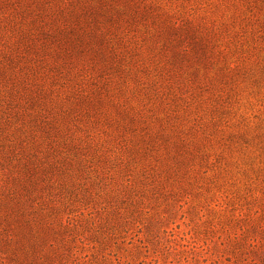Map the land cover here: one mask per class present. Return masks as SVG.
<instances>
[{
	"label": "trees",
	"instance_id": "trees-1",
	"mask_svg": "<svg viewBox=\"0 0 264 264\" xmlns=\"http://www.w3.org/2000/svg\"><path fill=\"white\" fill-rule=\"evenodd\" d=\"M157 17L147 0H0V264L124 263L111 248L125 243L122 220L139 214L133 198L158 173L151 133L114 84L137 76L128 37ZM170 30L174 65L199 51L206 61L209 36ZM162 69L174 91L180 73ZM243 220L226 223L225 264H264V198Z\"/></svg>",
	"mask_w": 264,
	"mask_h": 264
},
{
	"label": "rangeland",
	"instance_id": "rangeland-1",
	"mask_svg": "<svg viewBox=\"0 0 264 264\" xmlns=\"http://www.w3.org/2000/svg\"><path fill=\"white\" fill-rule=\"evenodd\" d=\"M147 3L158 21H141L128 37L138 48L139 72L114 87L123 90L141 132L151 133L156 150L149 162L158 176L148 180L149 193L133 198L139 214L122 220L125 243L111 250L123 264H225L233 239L226 223L239 219L238 230L264 198V0ZM174 24L209 36L206 61L199 51L173 64ZM167 65L180 73L174 91ZM123 201L112 205L123 211Z\"/></svg>",
	"mask_w": 264,
	"mask_h": 264
}]
</instances>
